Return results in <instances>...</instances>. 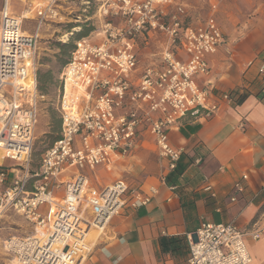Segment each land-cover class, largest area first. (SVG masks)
I'll return each mask as SVG.
<instances>
[{"label": "built area", "instance_id": "obj_1", "mask_svg": "<svg viewBox=\"0 0 264 264\" xmlns=\"http://www.w3.org/2000/svg\"><path fill=\"white\" fill-rule=\"evenodd\" d=\"M22 1L28 10L37 7L39 24L60 18L59 0ZM172 4L173 0H104L99 5L102 39L75 41L58 77V138L30 173L34 130L45 99L37 90L39 25L34 32L23 30L22 17L8 13L10 0H3L0 216L14 209L34 228L30 235L4 240L9 264H84L92 252L90 234L106 233L114 216L146 205L155 192L130 188L122 178L95 189L89 175L98 167L111 170L118 158L129 154L142 131L154 139L167 169L174 170L182 150L170 144L167 130L185 118L210 117L221 102H232L230 93L216 95L196 81V76L208 75L210 55L221 47L229 50L221 28L212 17L184 25L183 7L171 13ZM155 32L164 34L167 42L158 62L135 79L134 45L138 39L146 44ZM258 71L264 75V61ZM233 189L242 191V184L236 182ZM205 190L210 192L211 186ZM263 233L264 229L256 230L250 236L256 240ZM244 235L234 222L203 223L190 235L185 264H249Z\"/></svg>", "mask_w": 264, "mask_h": 264}, {"label": "crops", "instance_id": "obj_2", "mask_svg": "<svg viewBox=\"0 0 264 264\" xmlns=\"http://www.w3.org/2000/svg\"><path fill=\"white\" fill-rule=\"evenodd\" d=\"M149 36L151 41L156 34ZM149 41L141 46L138 39L134 45L135 79L159 60L157 45L150 47ZM228 49L210 55L208 75L196 81L216 95L232 92L242 100L221 102L210 117L185 118L167 130L170 144L182 150L174 170L167 169L154 139L142 131L111 170L98 167L89 175L95 189L122 178L130 188L155 192L146 205L125 208L111 219L84 264H185L191 233L203 223L219 222H234L245 234L249 264H264V233L256 240L250 236L264 229V75L258 71L264 61V29ZM236 182L242 191L233 189Z\"/></svg>", "mask_w": 264, "mask_h": 264}, {"label": "rangeland", "instance_id": "obj_3", "mask_svg": "<svg viewBox=\"0 0 264 264\" xmlns=\"http://www.w3.org/2000/svg\"><path fill=\"white\" fill-rule=\"evenodd\" d=\"M103 1L59 0L57 10L60 18H48L39 24L37 7H30L31 9L28 10L24 1L10 0L8 13L22 17L23 30L34 32L39 25L37 68L42 67V63H47L55 71V83L40 103L39 117L34 130L30 173L39 167L41 154L49 146L50 138L46 137L47 133H56L55 131L58 130L59 116L55 106L60 86L58 77L62 67H58L54 58V55L58 53L55 43L71 41L73 37L71 33L80 28L70 29L69 25L85 21L94 29L86 37L90 41L99 42L102 36L97 33L100 32L102 18L98 17L97 10ZM2 2L3 0H0V8ZM38 4V2L33 3V5ZM213 4H216L214 10L212 9ZM178 6L184 9L182 15L184 25H197L212 17L225 34V44L228 47L256 38L264 29V0H174V4L168 8V12L174 13ZM155 34L156 36L151 41L148 40V44L150 47L157 45L156 50L161 51L167 42V37L159 32H155ZM142 43H144L143 40L141 46H143ZM45 67L47 66L44 65L42 68L45 69ZM33 153L36 155L33 156ZM4 164L10 165L12 162L5 161ZM30 184L28 185L29 188ZM32 233H34L33 226L23 216L14 209H7L0 216V264H9L10 262L9 256L3 250L4 240L11 236H26ZM99 234L100 231L98 230L92 232L89 238L91 244L94 243Z\"/></svg>", "mask_w": 264, "mask_h": 264}, {"label": "trees", "instance_id": "obj_4", "mask_svg": "<svg viewBox=\"0 0 264 264\" xmlns=\"http://www.w3.org/2000/svg\"><path fill=\"white\" fill-rule=\"evenodd\" d=\"M87 24L88 23L86 21L85 22H77L75 24H70L69 25L70 29H72L74 27L80 28L78 31L71 33V35L73 36L71 38L72 40L68 41V42H64V43H60V42L55 43V45L58 49V53H56L54 55V58L56 60V63L58 64L59 68L63 67V65L66 63L70 52L73 50V48L75 46V41H77L80 38L86 37L89 32H92L94 30L93 27H90V25H87ZM42 65L43 66L45 65L47 67H45V69L42 68L43 66L37 68V73H36L37 90L40 94H43L46 96L48 94V92L50 91L51 87L55 83V71L47 63H42ZM58 90H60V86H59ZM230 96L235 102H240L242 100V96H239L238 98H236L232 92H230ZM59 130H60V118H59V123H58V130L55 131L56 133H47V135H46V137L50 138L49 145L58 138ZM31 155H32V149H31ZM35 155H36V153H33V156H35ZM161 245L164 246L163 240H161Z\"/></svg>", "mask_w": 264, "mask_h": 264}, {"label": "bare ground", "instance_id": "obj_5", "mask_svg": "<svg viewBox=\"0 0 264 264\" xmlns=\"http://www.w3.org/2000/svg\"><path fill=\"white\" fill-rule=\"evenodd\" d=\"M91 234H92V233H91ZM91 234H90V235H91Z\"/></svg>", "mask_w": 264, "mask_h": 264}]
</instances>
